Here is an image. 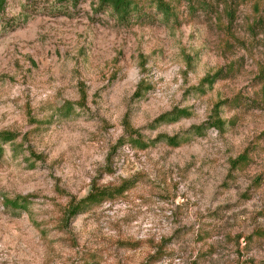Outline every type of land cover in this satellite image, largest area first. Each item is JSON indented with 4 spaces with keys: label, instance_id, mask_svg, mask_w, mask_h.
<instances>
[{
    "label": "rangeland",
    "instance_id": "374dc122",
    "mask_svg": "<svg viewBox=\"0 0 264 264\" xmlns=\"http://www.w3.org/2000/svg\"><path fill=\"white\" fill-rule=\"evenodd\" d=\"M164 1L121 23L98 0H6L0 264L264 262V0Z\"/></svg>",
    "mask_w": 264,
    "mask_h": 264
},
{
    "label": "trees",
    "instance_id": "16d2710c",
    "mask_svg": "<svg viewBox=\"0 0 264 264\" xmlns=\"http://www.w3.org/2000/svg\"><path fill=\"white\" fill-rule=\"evenodd\" d=\"M154 2L156 4V8L163 15H168L171 8L164 0H154ZM98 3L101 7L103 6L109 7L112 13L115 15L116 19L121 23H125L126 21H129L132 14L136 11L137 8L136 2H134V0H98ZM5 6H6V0H0V14L4 11ZM213 81H214V76H205L202 79V83L207 82L212 84ZM140 93H141V81L138 83L133 95L139 96ZM187 115H189V113L186 109L174 108L169 112L159 115L154 120V122L170 123L177 121L179 118L185 117ZM211 124L214 125L216 128H220L223 124V121L218 116H216L215 119L211 122ZM202 128L203 126H197V127H193L192 130L194 132H201ZM15 137L16 136L14 133L5 132L0 136V143L12 141L15 139ZM132 137H133L132 135L128 136V138L133 139L132 142H134V144L141 143V140H139L137 137L135 138ZM163 139H165L166 143L169 146L177 147L180 144L186 142L188 138L187 136L173 135V136H163ZM2 151L3 149L0 144V154L2 153ZM242 161H245L244 154L239 155L237 158H235L232 161L233 167ZM125 189H126L125 185H120L119 187L114 189L104 188L99 191H91L84 198L77 200L71 205L69 214L76 215L78 213H82L92 205L99 204L104 200L111 199L112 197L121 194ZM28 204H29L28 196H16L14 198L6 199L5 201V205L11 207L12 209H26L28 207ZM258 264H264V262Z\"/></svg>",
    "mask_w": 264,
    "mask_h": 264
}]
</instances>
